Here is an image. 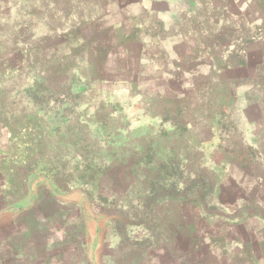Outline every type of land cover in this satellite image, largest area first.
<instances>
[{
    "label": "rangeland",
    "instance_id": "rangeland-1",
    "mask_svg": "<svg viewBox=\"0 0 264 264\" xmlns=\"http://www.w3.org/2000/svg\"><path fill=\"white\" fill-rule=\"evenodd\" d=\"M188 5L187 10L172 6V16L178 19L173 25L170 20L164 23L167 19L157 14L156 23H163L155 29L151 19L145 40L140 39L137 26H128L120 42L129 55L130 66L128 78L122 83L113 78L101 82L99 68L96 69L100 50L73 36L75 39L66 41L67 53L62 41L49 42L57 47L56 54L46 51L41 56L34 51L24 65L22 88L6 95L0 93V97L8 96L5 102L0 100V144L10 155H2L0 160L26 163L25 168L10 165L1 172L13 171L16 179L26 178V172L44 173L57 189L75 191V198L99 220L96 233L100 247L116 232L124 231L118 217L127 209L129 215L124 223L139 221L141 225L127 226L132 236L146 235L144 227L150 225L141 208L150 190L148 176L134 184L115 167L118 159L127 156L123 147L144 146L148 150L142 153L146 164L154 159L149 150L156 146L166 150V157L173 156L181 162L180 188L203 170L210 169L212 173V169L220 168L221 183L226 186L222 199L237 194L227 185L232 163H244L254 173H264V131H258V120L254 119L257 112L246 107V93L239 92L242 86L255 85L260 94L249 95L264 97V72L259 67L248 71L247 65L236 72L234 67L241 65L235 63L240 59L229 56L235 53L230 49L243 42L231 45L232 41L224 40L223 33L227 34L229 28L223 24H218L215 34L207 32L198 19L197 0H188ZM209 5L212 10L218 7ZM252 43L251 51L255 52L260 42ZM186 66L190 67L189 77ZM165 75L172 82L162 88L160 82ZM181 79L182 88H178L177 81ZM102 85L106 87L103 90ZM18 95H22V101H9ZM96 96L108 103H93L91 98ZM195 195L192 192L176 201L184 211L175 208L170 215L169 207L161 202L155 210L157 236L174 234L182 224L193 233L201 223L193 212L198 203ZM221 201L230 210L229 200ZM236 201L240 202L241 197ZM228 219L221 216L219 222L230 226ZM236 224L246 225V218ZM256 251L251 249L250 255L260 253V249ZM185 261L184 264H201L199 260ZM249 261L245 264H264V260ZM109 264H113L112 260Z\"/></svg>",
    "mask_w": 264,
    "mask_h": 264
},
{
    "label": "crops",
    "instance_id": "crops-1",
    "mask_svg": "<svg viewBox=\"0 0 264 264\" xmlns=\"http://www.w3.org/2000/svg\"><path fill=\"white\" fill-rule=\"evenodd\" d=\"M197 2L200 6L198 19L207 27V32L215 34L218 24H223L229 28L227 34L223 33L224 40L232 41L231 45L243 42L230 49L235 53L229 56L240 59L235 64L241 67H234V70L243 71L242 66L247 65L248 71L254 72L259 67L264 72V0ZM209 4H218V7L212 10ZM172 6L187 10L188 0H0V93L6 95L22 88L24 65L34 51L41 56L46 51L56 54L53 42L62 41L65 43L61 44L63 51L67 53L66 41L75 39L73 36L100 50L101 59L96 69L99 68L101 82L107 83L112 78L118 83L124 82L128 78L129 55L120 42L128 26H137L140 39L145 40L146 26L151 19H154L151 24L155 29L157 24L163 23H156L157 14L167 19L164 23L168 20L171 24L177 23L178 19L172 16ZM167 8H170L169 13ZM51 41L53 45L49 44ZM252 41L260 42L255 52L251 51ZM185 68L187 77L191 76L190 67ZM162 77L160 83L165 88L172 80L167 75ZM181 81H177L178 88H182ZM201 84L204 87V79ZM102 86V90L106 88ZM239 92L246 93V107L257 112V116L252 115L258 120V131H264V108L261 106H264L261 102L264 97L249 95L260 94L255 85L242 86ZM6 99L8 96L0 97L1 101ZM13 100L22 101L23 97L9 98L10 102ZM91 100L108 103L98 96ZM4 149L0 144V157L10 158ZM124 149L127 152L123 154L127 156L118 159L115 167L124 177L134 180V184H140V179L148 176L150 190L141 206L151 225L144 227L146 235L130 234L127 226L141 225L139 221L124 223L125 216L129 215L127 209L118 217L124 231L116 232L100 247L96 233L99 220L75 198V191L57 189L44 173L30 175L26 172L27 177L23 179H16L13 171H2V174L4 167L25 168L26 165L5 158L0 160V264H109L110 260L113 264H184L185 260H199L201 264H245L247 260L249 263L264 260V173H254L244 163H232L227 185L235 188L237 194L222 199L226 186L221 183L220 168L216 167L217 172L212 169V173L210 169L203 170L180 188L181 162L173 156L166 157V150L158 146L149 150L154 159L146 164L142 153L148 150L144 146ZM192 192L198 200L193 212L200 218L199 226L192 233L182 224L174 234L157 236V207L165 202L169 215L175 208L184 211L176 201H182ZM237 195L241 197L240 202L236 201ZM221 200H229L230 210ZM138 213L140 215V211ZM221 216L229 218L232 225L222 226ZM243 217L247 224L237 225ZM251 249L257 250L255 253L260 249V255H250Z\"/></svg>",
    "mask_w": 264,
    "mask_h": 264
},
{
    "label": "trees",
    "instance_id": "trees-1",
    "mask_svg": "<svg viewBox=\"0 0 264 264\" xmlns=\"http://www.w3.org/2000/svg\"><path fill=\"white\" fill-rule=\"evenodd\" d=\"M160 188H163V185H160ZM170 188H175V186H170ZM127 213V212H126Z\"/></svg>",
    "mask_w": 264,
    "mask_h": 264
}]
</instances>
